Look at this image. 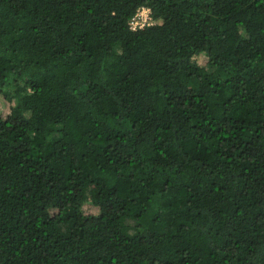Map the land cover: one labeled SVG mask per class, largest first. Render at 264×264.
<instances>
[{
    "label": "trees",
    "instance_id": "obj_1",
    "mask_svg": "<svg viewBox=\"0 0 264 264\" xmlns=\"http://www.w3.org/2000/svg\"><path fill=\"white\" fill-rule=\"evenodd\" d=\"M0 264H264V0H0Z\"/></svg>",
    "mask_w": 264,
    "mask_h": 264
},
{
    "label": "built area",
    "instance_id": "obj_2",
    "mask_svg": "<svg viewBox=\"0 0 264 264\" xmlns=\"http://www.w3.org/2000/svg\"><path fill=\"white\" fill-rule=\"evenodd\" d=\"M150 14V9L145 7L139 8L130 20L129 28L135 31L151 25L153 21L151 20Z\"/></svg>",
    "mask_w": 264,
    "mask_h": 264
},
{
    "label": "rangeland",
    "instance_id": "obj_3",
    "mask_svg": "<svg viewBox=\"0 0 264 264\" xmlns=\"http://www.w3.org/2000/svg\"><path fill=\"white\" fill-rule=\"evenodd\" d=\"M198 63L202 66L205 65V59L204 58H198ZM206 69L207 71H213L212 69H210L209 67L206 66ZM8 86L4 89L8 94H12L15 86H14V79H10L8 81ZM3 111H6L8 109V105L5 103V105L2 107ZM84 211L86 214H93V213H97V209L92 207L90 205V203H87L85 206H84Z\"/></svg>",
    "mask_w": 264,
    "mask_h": 264
}]
</instances>
